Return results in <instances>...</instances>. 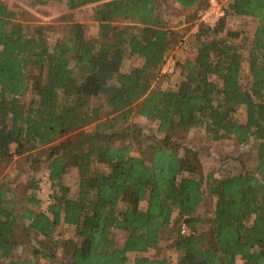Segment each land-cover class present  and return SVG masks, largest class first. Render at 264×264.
<instances>
[{
    "label": "trees",
    "instance_id": "16d2710c",
    "mask_svg": "<svg viewBox=\"0 0 264 264\" xmlns=\"http://www.w3.org/2000/svg\"><path fill=\"white\" fill-rule=\"evenodd\" d=\"M56 1L69 13L52 26L61 34L51 42L40 19L32 24L23 19L29 10L0 0L3 262L36 264L17 253L22 243L36 241L33 255L55 260L52 249L60 247L62 264H126L130 252L151 248L163 255L139 254L134 264H173V252L175 264H264V0L229 2L236 15L257 22L247 48L233 40L240 33L227 29L229 9L214 25L198 23L196 55L177 60L183 79L176 88L155 83L171 76L162 69L186 33L170 26L158 0ZM171 1L187 22L209 5ZM89 4L96 35L72 18ZM128 55L142 64L123 70ZM242 107L244 120L235 115ZM137 115L156 123V133L144 137ZM197 126L214 141L253 143L254 163L225 175L206 173L198 150L186 144ZM146 138L153 142L148 149ZM132 142L142 154L133 153ZM15 156L47 163L55 189L47 208L36 181L20 183L19 197L14 181L4 179ZM71 168L78 172L74 192L64 181ZM70 226L74 245L59 237ZM118 232L125 233L122 244L115 242Z\"/></svg>",
    "mask_w": 264,
    "mask_h": 264
},
{
    "label": "rangeland",
    "instance_id": "374dc122",
    "mask_svg": "<svg viewBox=\"0 0 264 264\" xmlns=\"http://www.w3.org/2000/svg\"><path fill=\"white\" fill-rule=\"evenodd\" d=\"M5 1L11 6L14 5L29 10L28 14H26L27 18L24 17V20L33 21L32 24H36V20L40 19L38 23H43L46 25L47 31L53 36L50 39L51 42L55 37L61 34V32L54 31L52 26L59 22L62 15L69 13L64 3L56 0H50L47 4L41 7L29 5L30 8L26 2H22L23 0ZM230 1L231 0H209V5L205 9L199 11L198 19L192 22H187L184 16L180 14V10L176 7L175 2L171 0H158L159 12L169 22L170 26L180 29L186 34L184 35V40H182L170 52L167 61L164 64V68L162 69L163 72L170 73L171 76H164L160 80L156 81V86L161 85L162 88L177 87V85L183 79V77L180 76V69L177 68L176 65L177 60L183 61L188 57L194 58L196 55V32L198 30L197 24L201 21L207 20L206 22L214 25L219 20V18L225 14L226 10L229 9ZM94 12L95 6L93 4L86 5L80 9L74 10V12H71L73 13V19L85 24L88 35H96L98 32V22L94 19ZM216 16H218V19H214ZM227 21L228 30H234L240 33L237 37H233L234 42L241 45L242 47L247 48L256 28V20L251 17L236 15L232 10L229 9ZM225 35H227V31L222 33V36ZM246 57L247 55H245V69L243 72V80H245V83L249 81L248 59ZM141 64L142 60L140 58L128 55L124 60L123 70H130ZM235 115L239 119L244 120L246 116L245 109L243 107L240 108ZM133 121L140 129H142L144 137L156 133L157 124L149 121L147 118L137 115ZM186 142L187 145L198 150L200 153L206 173L214 172L215 174L225 175L231 171H240L247 166H251L255 161L256 148L253 143L247 142L244 144H239L233 139L214 141L209 138L204 127H193L186 138ZM152 143V139L146 138L144 142V148L149 147V145ZM132 145L134 146V154H142L141 149L134 142H132ZM3 177L4 179L10 181V183L14 181L12 185L15 186V192L19 194V197L22 195L20 183L26 184L32 180L36 181L38 183V188H36L35 191L43 201V208L48 207V204L52 199V194L55 193V189L52 188L51 180L49 179L47 163H37L33 156H15L13 161L4 169ZM64 181L72 186V192L76 191L78 182L77 170L75 168H71L70 171L65 175ZM11 195L14 194L11 193ZM210 203L209 209L211 211L214 205L212 199H210ZM141 204L143 207H145L146 201H143ZM206 208L207 206L200 207V211L205 213ZM61 229H63V234L59 237L60 239H63V242H68L71 245L77 243L78 239L72 226L66 228L63 227ZM114 239L116 244H122L125 239V233H115ZM36 248H40V244H37L36 241H34V244L30 241H26L24 244L22 243L20 245V247L17 249V253L21 254L23 258H33L36 264H62L60 259V247H54L52 249L56 255L55 260L48 257V255H33L32 252ZM158 253L159 256L163 255L161 250H159ZM135 255L136 254L132 253L130 255L131 260L126 264H134L133 259L136 257ZM149 255L154 257L155 251H150ZM176 259L177 254L176 252H173L171 256V261L173 264L176 263ZM239 262H241L240 259ZM0 264L6 263L0 258Z\"/></svg>",
    "mask_w": 264,
    "mask_h": 264
},
{
    "label": "crops",
    "instance_id": "0c3cea01",
    "mask_svg": "<svg viewBox=\"0 0 264 264\" xmlns=\"http://www.w3.org/2000/svg\"><path fill=\"white\" fill-rule=\"evenodd\" d=\"M146 205H147V202H146ZM141 206H142V204H141ZM142 207H143V206H142ZM145 207H146V206H145ZM152 250L155 251V256H154V257L151 256V255H149V252L152 251ZM159 250H160V249L151 248V249H149L148 251L143 252V253L130 252V253H129V256L133 253V254H136L135 256H137V255H139V254H142V255H147V256L151 257L152 259H156V258H159V257H160V256H159V253H158Z\"/></svg>",
    "mask_w": 264,
    "mask_h": 264
},
{
    "label": "built area",
    "instance_id": "2783aa9c",
    "mask_svg": "<svg viewBox=\"0 0 264 264\" xmlns=\"http://www.w3.org/2000/svg\"><path fill=\"white\" fill-rule=\"evenodd\" d=\"M214 19H218V16H216V17H214ZM207 21V20H206ZM205 21V22H206ZM216 22V21H215ZM208 23V22H207ZM211 24V23H210ZM182 232L183 233H188L189 232V230H188V228H187V226L184 224V225H182Z\"/></svg>",
    "mask_w": 264,
    "mask_h": 264
}]
</instances>
